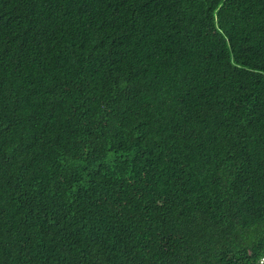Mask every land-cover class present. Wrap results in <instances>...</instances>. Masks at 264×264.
<instances>
[{
  "label": "trees",
  "instance_id": "obj_1",
  "mask_svg": "<svg viewBox=\"0 0 264 264\" xmlns=\"http://www.w3.org/2000/svg\"><path fill=\"white\" fill-rule=\"evenodd\" d=\"M264 0H0V264H264Z\"/></svg>",
  "mask_w": 264,
  "mask_h": 264
},
{
  "label": "built area",
  "instance_id": "obj_2",
  "mask_svg": "<svg viewBox=\"0 0 264 264\" xmlns=\"http://www.w3.org/2000/svg\"><path fill=\"white\" fill-rule=\"evenodd\" d=\"M261 259H263V260H264V257H262Z\"/></svg>",
  "mask_w": 264,
  "mask_h": 264
}]
</instances>
